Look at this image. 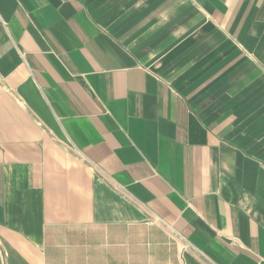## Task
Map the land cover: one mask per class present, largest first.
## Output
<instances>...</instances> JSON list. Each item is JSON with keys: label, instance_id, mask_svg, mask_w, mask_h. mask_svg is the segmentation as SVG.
I'll use <instances>...</instances> for the list:
<instances>
[{"label": "crops", "instance_id": "obj_1", "mask_svg": "<svg viewBox=\"0 0 264 264\" xmlns=\"http://www.w3.org/2000/svg\"><path fill=\"white\" fill-rule=\"evenodd\" d=\"M0 264H264V0H0Z\"/></svg>", "mask_w": 264, "mask_h": 264}]
</instances>
